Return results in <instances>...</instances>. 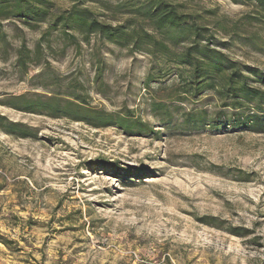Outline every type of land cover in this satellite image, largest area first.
Masks as SVG:
<instances>
[{
    "label": "rangeland",
    "instance_id": "obj_1",
    "mask_svg": "<svg viewBox=\"0 0 264 264\" xmlns=\"http://www.w3.org/2000/svg\"><path fill=\"white\" fill-rule=\"evenodd\" d=\"M173 1L244 31L215 35L213 49L264 73V12L230 0ZM106 4L116 0H85L98 20L123 19ZM35 24L12 19L0 44L2 124L28 133L0 128V264H264V134L180 128L193 109L211 118L218 104L210 94L173 103V70L145 86L163 64L73 33L72 43L51 19ZM69 87H83L74 93L84 107L132 115L147 130L126 134L8 105L21 96L64 99ZM152 101L170 107L169 125Z\"/></svg>",
    "mask_w": 264,
    "mask_h": 264
},
{
    "label": "trees",
    "instance_id": "obj_2",
    "mask_svg": "<svg viewBox=\"0 0 264 264\" xmlns=\"http://www.w3.org/2000/svg\"><path fill=\"white\" fill-rule=\"evenodd\" d=\"M230 1L264 12V0ZM72 2L75 4L70 10L58 11L56 0H0V44H7L4 24L12 19L19 20L26 27L51 19L54 21L51 26L61 29L72 43L76 44L75 36L71 35L73 33L86 43L95 38L101 43L125 49L130 54L146 55L155 64H163L164 68L148 75L147 87L151 80L161 81L173 70L178 81V86L174 88L175 98L171 99L173 103L201 98L208 93L218 104L211 118L206 109H193L180 115L183 120L178 127L190 131L203 129L204 126L211 129L227 127L264 134V73L232 60L219 49H213L212 44H216L214 36L219 33L228 38L245 35L244 31L238 33L236 25L230 29L221 20L215 19V12L189 11L173 0H116L114 7L106 4V8L123 19H107L115 23L112 24L98 20L86 7L85 0ZM242 40L251 42L249 38ZM230 44L220 45L226 51ZM20 55L18 64L24 67L29 58L21 52ZM69 88L73 92L65 94L64 99L53 96L45 101L21 96L13 98L8 105L26 113H42L54 119L66 118L95 128L115 124L126 134H135L133 129H137V134L147 130L132 115L113 116L84 107L83 93H74L76 90L84 92L83 87ZM169 108L160 101H152L150 105L152 112H160L156 113L157 119L167 125L172 119ZM3 121L0 116V128L6 134L17 133L20 138L28 137L26 129L13 124L3 125ZM110 174L117 173L112 171ZM130 174L133 173L126 176Z\"/></svg>",
    "mask_w": 264,
    "mask_h": 264
}]
</instances>
